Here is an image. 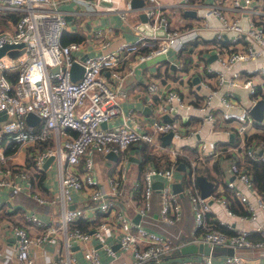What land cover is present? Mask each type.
<instances>
[{
	"label": "built area",
	"instance_id": "obj_1",
	"mask_svg": "<svg viewBox=\"0 0 264 264\" xmlns=\"http://www.w3.org/2000/svg\"><path fill=\"white\" fill-rule=\"evenodd\" d=\"M68 1L82 7L92 6L87 14L94 12L95 6H102L104 12L118 8L115 0H0V16L13 28L1 25L0 45L24 42L22 48H16L19 51L16 54L6 52L0 56V111L7 112L6 118L0 120V188L9 189L13 195L29 192L42 203L57 199L62 203L56 222L43 219L36 209H28L25 212L28 225L13 224L11 234L17 238V264H35L33 247L44 248L48 244L54 247L55 254L49 258L54 264H105V255L111 264L173 263L167 260L188 241L177 242L170 233L152 224L154 191L158 189L161 194L157 211L160 221L180 222L183 204L173 184L183 180L181 177L186 182L182 190L188 191L194 214L193 240L207 242L211 248L216 244L234 248L233 253H225L220 259L214 257L211 249L202 259L184 260L182 264H246V257L237 249L264 247V217L252 230L230 224L232 232H228L218 228L215 220L209 222L207 214L214 211L212 201L221 202L243 221L261 219L264 209V192L257 201L249 194L256 188L253 174L246 166L247 155L264 158L254 151L253 143L248 145L246 141L251 132L264 125L257 122L250 107L238 106L236 92L237 88L248 89L252 102L264 94L259 89L260 85L264 87V63L240 67L244 61L264 53V0H213L195 26L187 28L172 27L166 6L158 0H147L145 22L152 32L140 29L141 22L137 21L132 25L135 37L120 39L115 45H112L113 26L101 23L92 30L95 44L88 43V37L62 42L67 15L82 14L79 7L72 11L64 9L62 5ZM130 7L128 2L127 9ZM243 10L251 12L250 26L246 29L240 20ZM121 12L125 14L124 9ZM211 15L222 19V24L215 26L217 37L223 30L239 34L227 46L219 41L211 44L218 53L219 64L199 68V86L207 90L203 89L200 100L187 99L177 88H163L162 77L155 74L147 79L143 95L151 109L149 118L142 119L136 106L125 112L122 100L130 97V91L123 85L125 79L145 61L160 64L165 57L176 66L182 63L175 60L171 51L178 55L187 50L188 41L200 39L199 29L209 26ZM75 62L84 69L73 79ZM198 62L203 66L201 59ZM30 111L39 116L35 124L27 120ZM166 114L171 118H164ZM115 115H122L123 120L115 121ZM184 117L198 119L183 124ZM217 119L225 126V133L240 135L242 139L222 143L202 134L208 123ZM169 131L172 138L165 144L161 136ZM195 135L197 158L192 164L198 159L204 161L227 153L231 157L225 187L217 182L207 196L201 194L197 184L198 173L177 163V157L185 152L180 139ZM44 141L47 142L44 147L36 145ZM145 142L152 145L149 151L166 152L171 163L168 167L151 164L144 169L141 179L133 180L128 169L134 152L129 147L140 149ZM30 146L34 151L25 160L32 158L33 172L43 170L52 156L48 167L57 169L60 189L50 198L32 192L31 170L16 162L19 154ZM95 151L106 156L111 151L117 153L111 173L98 175ZM180 170L185 171L183 176H179ZM158 179L162 182L160 187L154 185ZM225 189L237 197L245 212L232 207ZM76 193L83 199L71 207ZM80 219L89 224L88 229L80 226ZM219 221L225 223L221 218ZM254 231L261 233L262 238H253ZM9 257L11 254L7 253L6 259Z\"/></svg>",
	"mask_w": 264,
	"mask_h": 264
},
{
	"label": "crops",
	"instance_id": "obj_2",
	"mask_svg": "<svg viewBox=\"0 0 264 264\" xmlns=\"http://www.w3.org/2000/svg\"><path fill=\"white\" fill-rule=\"evenodd\" d=\"M162 4L166 6V12L169 17V23L172 27L176 28H187V27H193L198 22V18L202 17L203 12L206 9V6L212 2L213 0H158ZM128 2H131V0H115V3L118 4V8L113 11H102V6H95V10L92 13H86L87 11L92 9V6H83L78 9L81 11L82 14L77 15L74 12L68 14V29L69 30H82L85 33V37L90 38L88 43L93 42L95 44V39L93 35V28L97 23L103 24V26H113V31L111 33L112 35V45H115L120 39H133L135 37V31L132 28L133 23L140 21L144 22L141 17V12L144 11V6L147 5V0H144V3L134 6L131 3V7L127 9ZM255 4H259V1H255ZM105 5V3H103ZM62 7L68 11H72L77 9L75 6V3L73 2H66L62 5ZM125 10V14L121 12V10ZM195 11V12H193ZM147 15V14H146ZM250 19H251V12L248 10H243L240 14V20L243 25V27L246 29L250 26ZM75 21H77V24H75ZM72 22V23H71ZM71 23V24H69ZM222 19L219 17V15H211L209 17V26L203 27L199 29L200 34L202 35L200 39L198 40H191L188 41L189 47L185 52H182L178 55H175V52L173 53L171 51V54L175 56V60H179L182 63H179L177 66L176 63L173 61L166 60L165 57L161 59L160 64H156L155 60H149L143 62L139 67L137 72H135L133 75H129L125 81L123 82L124 87H126L130 92L128 93L129 96L126 97V99L122 100V106L125 112L129 110L131 106H136L138 108V113L141 115L142 119H148L151 113V109L147 108L148 105L145 104V100L143 98L144 91L146 90V81L150 78L151 75H157L162 77L163 85L162 87H172L177 88L182 92L185 97L189 100H200L201 96L203 95L205 88H202L199 86V78L201 77V71L199 70L200 67H205L206 65H212V64H219V58L217 51L212 47V43L215 41H219L223 45H228L231 42V38L233 36L239 34L235 31H227L223 30L220 37H217V32L215 31V26L221 25ZM241 38H244V34L241 33ZM84 37V38H85ZM219 39V40H218ZM92 48V46H91ZM198 59H201V63L203 66H200ZM260 63H264V53L262 55H259L256 58H253L251 60L244 61L241 63V68H247L249 66H257ZM197 78V81H194V78ZM261 77V76H260ZM258 77L256 80H259ZM259 85V84H258ZM163 87V88H164ZM204 89V90H203ZM260 91H263L264 93V87L259 86ZM207 91V90H206ZM239 95V105L240 107H250L255 103L252 102V95L250 91L246 88H237L236 91ZM142 95V96H141ZM264 98V94L262 96ZM219 110V108H217ZM217 113V117L220 116ZM164 118H167L164 116ZM115 121H122L123 116L122 115H115L114 117ZM197 117H184L182 118L183 124H186L190 121L196 122ZM260 123V125H264V117L261 121H257ZM261 127V126H260ZM225 126L217 119L216 122H210L208 123V126L202 131V134L211 137V138H218V141L224 143L227 139L231 142H236L235 140H241L240 135H236L234 133H225L224 130ZM264 131V128L261 129H255L254 131ZM167 133V132H166ZM233 135V136H232ZM196 136L189 137V138H182L180 139V143H182V146L185 150L184 154L179 155L177 157L178 165L180 163H184L185 165H188L189 167L193 168L196 173H204L201 172V170L209 171L210 175H207L209 179L213 180L214 183L219 182L218 184L225 187V179L229 177V166L231 162L230 155H222L218 156L217 158L213 159H207V160H200L198 159L196 164H192V160L197 158V152H196V146L193 145V143L196 141ZM229 137V138H228ZM172 138V136H171ZM239 138V139H238ZM162 142L164 141L163 134L161 136ZM171 140V139H170ZM170 142V141H169ZM165 143V142H164ZM196 143V142H195ZM255 146L254 151L258 154L256 147L258 145L264 146L263 142L257 143L256 140L252 142ZM251 143V144H252ZM166 144V143H165ZM146 146V148H144ZM152 145L148 142H145L140 149H137L136 146H130L129 149H131L134 153L130 158L133 160L132 164H129L128 173L131 176L133 180L139 178H142L144 169L153 164L155 166H158L154 158H147V155L149 153L157 154H164L167 156L168 161H165V159H162V165L160 167H168L171 163V160L168 156V154L164 151L161 152H152L148 149L151 148ZM248 148V147H247ZM140 151V152H138ZM104 155L105 160L103 162L107 166V172L102 175L97 170V173L100 177L105 176L107 173H111L115 168V162L116 158H111L109 156ZM264 155V154H262ZM247 157H251L247 155ZM252 158V157H251ZM166 159V160H167ZM258 159V158H255ZM264 160V158L262 159ZM16 162L19 164H22L26 167L27 170H31L32 172V178H33V191H38L41 195L45 197H52L55 194L59 193L60 185H59V179H58V172L57 169L54 167H45L44 169L37 172L32 171L34 170L31 167V164L29 165V161L25 160V158H19L17 157ZM51 172H55L52 176ZM179 176H183L185 174V171H178ZM183 180H178L177 182H181L183 186L186 187V182L184 181V177H181ZM40 179H42V183L39 182ZM159 180V179H158ZM160 181V180H159ZM198 184V183H197ZM218 185V186H219ZM243 185V184H242ZM200 187V186H199ZM243 187L247 189L244 185ZM256 188V187H255ZM158 190V189H157ZM201 190V188H200ZM23 192V191H21ZM13 195L9 189L0 188V204L4 201L8 202L6 206H4L6 209L14 210L15 207L13 198L18 197L19 194ZM185 193V191H183ZM224 192H228L227 189L224 190ZM25 194L32 197L35 201V206L27 207L24 211V217H23V211H22V221L25 222V212L28 209H36L39 211V214L41 217L45 220H53L54 222L58 221V217L60 215V210L62 208V203L59 199H57L54 202L51 203H42L38 201L36 198L33 197V195L29 192L24 191ZM183 193V195H184ZM263 193V192H262ZM262 193H259V191L256 190L249 191L250 196L258 200V196L260 197ZM76 200L75 202H72L74 205L80 204L81 200L83 199L82 195L79 193H76ZM161 195V194H160ZM180 195V194H179ZM183 195H180V200L183 202V218L180 222L175 224H168L165 222L160 221V219L157 216V211L160 206V200L156 201L154 199V206H153V225L155 227L164 230L168 233H170L173 238L177 242H181L182 240L191 241L194 238V235L192 234V229L194 226V214L191 208L190 203V196L188 199L184 200L182 198ZM189 195V194H188ZM161 199V196H160ZM16 204H22V203H16ZM26 205V204H22ZM71 203L69 204V206ZM29 206V205H27ZM212 206L214 208V211L209 212L207 214V220L209 222L216 221V226L218 228H222L228 232H232L230 224H236V226H244L248 229H253L264 217V209L261 211V219L259 220H246L243 221L239 217L238 213L233 214L228 211L227 208H225L221 202L218 201H212ZM41 207V208H40ZM235 209V208H234ZM237 210V209H236ZM131 211V210H130ZM21 213V210H18L17 213H13L11 215H7L5 218H2L0 225V264H17L16 257H15V246H16V236L11 234L13 224L8 223L7 221H13L12 217ZM3 214V213H2ZM2 216V215H1ZM0 216V218H1ZM18 218V217H17ZM223 219L225 223H220L219 219ZM4 219V220H3ZM11 219V220H10ZM165 223L161 224L159 223ZM184 233V234H183ZM252 237L255 239L262 238V234L258 231H254L252 233ZM50 245V244H48ZM115 247L118 248L119 244L116 243ZM252 252L247 254L246 257V264H264V247H261L260 249H250ZM261 250L263 253L261 254ZM11 254V257L6 259V256ZM227 253V250L226 252ZM225 253H220L218 255H214L215 258H222ZM33 254L35 256L36 263L35 264H54L51 260L55 254L54 247L50 248L47 245L42 248L40 246H34L33 247ZM182 253L181 247L177 249L176 255H180ZM185 255L189 256L190 253H184ZM104 257V263L105 264H111L109 262V258L105 255ZM51 258V259H49ZM174 262V261H173ZM178 264H182V262L175 261ZM172 264V263H169Z\"/></svg>",
	"mask_w": 264,
	"mask_h": 264
},
{
	"label": "water",
	"instance_id": "obj_3",
	"mask_svg": "<svg viewBox=\"0 0 264 264\" xmlns=\"http://www.w3.org/2000/svg\"><path fill=\"white\" fill-rule=\"evenodd\" d=\"M131 3L134 6L140 5L142 3H144V0H131ZM195 12V11H193ZM69 17V15H68ZM141 17L143 19L144 22H141L139 24L140 29L144 30L147 33H151L152 29L150 27V25L145 22L147 20V15L146 12L142 11L141 12ZM24 45L23 41L20 42H5L4 44L0 45V56L6 52H9L11 54H16L17 52H19L16 48H22V46ZM54 69H57V66L54 67ZM83 66L78 63L75 62L72 66V70H73V75L72 78L76 79L77 77H79L83 71ZM198 77L194 78V81H197ZM147 108L149 109V107L147 106ZM250 112L251 114L259 121H261L264 117V98L261 97L259 98L250 108ZM7 116V112L6 110H1L0 111V120L6 118ZM167 118H171L169 114L165 115ZM39 119V116L36 115L34 112L30 111L27 115V120L28 122H31L33 124H35L37 122V120ZM104 125H106V123L104 122ZM172 136V132L169 131L167 133L163 134V138H164V142L168 143L171 139ZM233 136V135H232ZM256 150L258 152V154H264V146L262 145H258L256 147ZM107 156L111 157V158H116L117 157V153L115 151H111L109 153H107ZM52 160V156H50L46 162H45V167H47L49 165V163ZM179 166L181 168H185L184 167V163H180ZM197 183L201 188V194L203 196H207L209 195L214 186L215 183L213 180L209 179L208 176L204 173H198L197 174ZM154 185L156 187H160L162 186V182L159 180H156ZM173 188L174 191H178L180 195H183V185L181 182H175L173 184ZM71 207L74 206L73 203H71L70 205ZM140 215L136 216V219H139ZM50 248H53V245H47ZM211 245L208 244L207 242L204 241H188L186 243H184L181 246V250H182V254L177 255V256H173L170 257L167 261L168 262H173V261H178V262H183L184 260H193V259H202L204 254H209L211 252ZM234 252V248L233 247H227V253H233ZM184 253H190L189 256L185 255Z\"/></svg>",
	"mask_w": 264,
	"mask_h": 264
},
{
	"label": "trees",
	"instance_id": "obj_4",
	"mask_svg": "<svg viewBox=\"0 0 264 264\" xmlns=\"http://www.w3.org/2000/svg\"><path fill=\"white\" fill-rule=\"evenodd\" d=\"M12 16H14V18L16 17V14L14 13H10ZM85 37V33L82 30H69V29H65L63 31L62 34V42H70L73 40H81ZM254 140L257 141V143H261L263 142L264 144V131H253L251 132L247 138V144H251L252 142H254ZM47 142H37L36 145H38V147H44V145ZM144 148H146V146H144ZM147 158H154V160L157 163V167H160L162 165L161 160L165 159V161H168L167 156L164 154H154V153H149L147 155ZM167 159V160H166ZM27 161H29V165L32 163V158L28 157ZM246 166L249 168V170L252 172L253 174V178H254V184L255 187L257 188V190L259 191V193L264 192V160L262 159H255L254 157H246ZM201 172L206 173L207 175L211 176L209 171H204L201 170ZM42 183V179H40V181ZM186 184V183H185ZM228 197L231 199V205L233 208L237 209L238 212L243 211L245 212V208L243 207L242 203L237 199V197L234 196V194L231 191L227 192ZM13 201L15 202L14 205L15 207L13 208L14 210H8L6 209L4 206H6L8 204V202L4 201L3 203L0 204V211H3V214L1 216V218H5L7 215H11L13 213H17L18 210H21V213L15 215L12 217L13 221L11 224H20L23 226H27L28 225V221L25 219V222H23L22 219V211H23V217H24V211L27 207L31 206H35V201L34 199H32V197L28 196L27 194L23 192H21L19 194L18 197H14ZM16 203H22V204H26V205H22V204H16ZM29 205V206H27ZM41 208V207H40ZM8 217V216H7ZM18 217V218H17ZM80 226L84 229H88V223L85 221H82L81 219L78 220ZM232 230V229H231Z\"/></svg>",
	"mask_w": 264,
	"mask_h": 264
},
{
	"label": "rangeland",
	"instance_id": "obj_5",
	"mask_svg": "<svg viewBox=\"0 0 264 264\" xmlns=\"http://www.w3.org/2000/svg\"><path fill=\"white\" fill-rule=\"evenodd\" d=\"M75 6H76V7H79V8L82 7L80 4H77V3H75ZM71 23H72V22H71ZM71 23H69V24H71ZM75 24H77V21H75ZM1 25H5L6 27H9V28L13 29L12 26H11V25L9 24V22L7 21V19L4 18V17H1V16H0V30H3V27H2ZM66 29H68V25L66 26ZM31 151H34V147H32V146L27 147L25 152H23L22 154H19V158H25V157L29 156V152H31ZM93 158H94V161H95V169H97V170L99 171L100 174L104 175V174L107 172V166H106V164L103 162V160H105L104 155H102L101 153L95 151L94 154H93ZM51 173H52V176H53V174H54L55 172H51ZM160 196H161V195H160L159 190L155 189V191H154V199H155L156 201H158V200H160ZM182 198H183L184 200H186V199L189 198V195H188V191H187V190L185 191V193H184V195L182 196ZM181 201H182V199H181ZM182 203H183V202H182ZM8 210H10V209H8ZM2 213H3V211H0V216L2 215ZM1 219H2V218H0V222L2 221ZM3 220H4V219H3ZM10 220H11V219H10ZM7 222H8V223H12V221H7ZM159 223H161V222L159 221ZM1 224H2V223H0V225H1ZM161 224H164V225H165V223H161ZM57 248H58V246H57ZM226 250H227V246H226V245L216 244V245H214L213 248H212V254H213V255H218V254H220V253H225ZM237 251L240 252V253H241L242 255H244L245 257H247V254H248V253H251L250 255H252V252H251L250 249H244V250L237 249ZM172 264H178V263H176V262L174 261Z\"/></svg>",
	"mask_w": 264,
	"mask_h": 264
}]
</instances>
